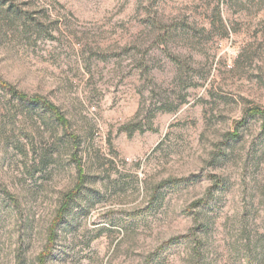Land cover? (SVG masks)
I'll return each mask as SVG.
<instances>
[{"label": "rangeland", "instance_id": "374dc122", "mask_svg": "<svg viewBox=\"0 0 264 264\" xmlns=\"http://www.w3.org/2000/svg\"><path fill=\"white\" fill-rule=\"evenodd\" d=\"M0 84V264H264V0H0Z\"/></svg>", "mask_w": 264, "mask_h": 264}, {"label": "trees", "instance_id": "16d2710c", "mask_svg": "<svg viewBox=\"0 0 264 264\" xmlns=\"http://www.w3.org/2000/svg\"><path fill=\"white\" fill-rule=\"evenodd\" d=\"M0 85H1V87H5L6 86L5 84H0ZM14 93H16V95L22 100L40 102L45 108H47L48 110H50L54 114V116L56 117V119L59 122H61L63 124L67 123V121L64 118V116L60 113L59 109L56 106H54L52 103H50V102H48L46 100H43L42 98H39V97H29V96H27V95H25L23 93L16 92V91ZM254 113H259L261 115V117L263 118V123H264V110H255ZM80 185H81V183H79L77 190L79 189ZM77 190L75 192L72 191V192H70V193L65 195V197L63 199V203H62L61 207L59 208V210L57 212V216H56V219L54 221V227L63 218L65 210L69 206L72 197L74 195H76ZM207 203H208V200L205 198V199L197 200L196 202H194L193 205L199 206V205H203V204H207ZM52 233H53V231H51L50 237H52ZM40 262H42V261L40 260ZM40 264H42V263H40Z\"/></svg>", "mask_w": 264, "mask_h": 264}]
</instances>
